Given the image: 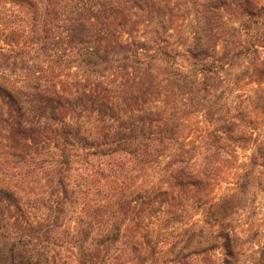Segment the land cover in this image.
<instances>
[{"label": "trees", "instance_id": "16d2710c", "mask_svg": "<svg viewBox=\"0 0 264 264\" xmlns=\"http://www.w3.org/2000/svg\"><path fill=\"white\" fill-rule=\"evenodd\" d=\"M234 1L188 0L186 72L166 0H0V264H264V2ZM171 100L223 131L188 140Z\"/></svg>", "mask_w": 264, "mask_h": 264}, {"label": "rangeland", "instance_id": "374dc122", "mask_svg": "<svg viewBox=\"0 0 264 264\" xmlns=\"http://www.w3.org/2000/svg\"><path fill=\"white\" fill-rule=\"evenodd\" d=\"M261 1L264 2V0H261ZM166 2H167V5L171 8L170 12H171V16H173L172 22L176 23V26H175L176 36L170 39L169 43L175 44L174 48L178 52V57H177L176 62L179 65L183 66L184 71L187 72V70L188 71L190 70L191 66L188 62H186V60L188 59V56L185 55L184 48L181 47L180 44L181 43L188 44L192 41L191 38L193 37V35H190V33L192 30L191 25H192V20L194 18L193 16L195 14V11L192 5L189 4L190 2H188V0H166ZM235 4L236 3L234 0H226V4L224 5V14L223 16L222 15L220 16L221 18L223 17L224 21H229V22H235L237 20L239 21L240 19V17L238 16L239 11ZM218 22L212 26V33L208 36V38L210 39L209 45H208L209 54L211 55H214L213 53L214 46L218 44L219 38L221 37L220 29H219L220 22L219 23ZM142 30L143 28L140 27L139 34H142ZM208 38H204V41H207ZM219 50H220L219 47H217L216 52H218ZM155 83H153L154 87L149 89L150 92L151 91L154 92L153 98L155 99L154 100H138L137 105L134 104L132 101L127 100L128 102L131 103L132 108H136L138 106H141L142 108H144L143 106H149L148 104L150 103L148 102H151L152 105L157 104L159 107L163 108V104L161 103V100L158 99V95H156V92H155L156 90L155 85H157ZM145 87H147V85ZM174 94H176V92ZM146 97H148V95H146ZM171 101H174V102L173 103L170 102L171 104L168 105L167 111L169 113L175 114V118L180 117L181 110L190 112L189 115L183 116V119L181 117V120H180L181 122H184L187 125V128L184 131L185 132L184 134L188 138V140L189 139L194 140L196 138L198 139L200 136H202L203 132L210 134V133H213V131L216 132V130H218V133L220 135V132L223 131L221 128L224 126L225 124L224 120L226 119L224 114H221L220 112H217V111L214 112V114L210 113L209 110L207 111V105L204 103L202 106V104H198L195 101H191V102H184V104L181 106L180 100H171ZM143 102L146 105H142ZM217 119H219V121H216ZM252 127L255 128V130H258L259 128L258 126H252ZM218 133H216L217 136H219ZM223 137L224 136L222 133V138ZM41 140L42 139L38 138L37 140L38 144L36 146H31L30 140L27 139L26 141H28L29 148L22 147L21 149L24 151L25 154H28L30 157H33L34 162L44 163V166H48L49 164L53 162L56 152L49 154L47 153V151H41V150L38 151V148L42 147ZM214 144L224 145L223 141L219 143L215 142ZM249 147L247 146L245 151L237 150V153L241 159H243L242 158L243 156L250 155V152H248ZM74 178H76V176ZM135 182L139 183L140 181L135 180ZM36 183H37L36 185H33L32 183L27 185V188L25 190L26 193L20 194L23 198L22 202L27 205L26 206L27 212H30L33 214L36 212V210L34 211V209L31 208L33 199H30V197L32 196L34 192H40L39 187H41V190L43 192H45L46 190L44 187V183H45L44 181L41 180L40 183L38 182ZM259 196H260L259 198H263L262 195L259 194ZM258 201L260 202V205L258 207L262 206V212L260 213L264 214V206H263L264 201L261 199H258Z\"/></svg>", "mask_w": 264, "mask_h": 264}]
</instances>
